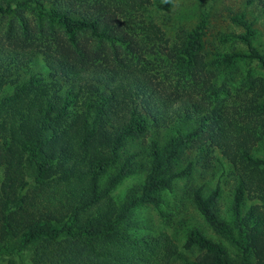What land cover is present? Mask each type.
<instances>
[{"label": "trees", "instance_id": "16d2710c", "mask_svg": "<svg viewBox=\"0 0 264 264\" xmlns=\"http://www.w3.org/2000/svg\"><path fill=\"white\" fill-rule=\"evenodd\" d=\"M64 1L0 0V262L31 249L33 264H264V50L244 13L232 17L243 31L220 40L245 51L206 62L203 29L167 46L150 0ZM238 61L262 76L249 67L233 93L217 71ZM214 149L232 179L227 216L218 182L192 188L191 200L236 258L197 227L181 245L192 259L166 234L153 243L126 233L136 209L159 208ZM140 170L141 183L115 198Z\"/></svg>", "mask_w": 264, "mask_h": 264}, {"label": "rangeland", "instance_id": "374dc122", "mask_svg": "<svg viewBox=\"0 0 264 264\" xmlns=\"http://www.w3.org/2000/svg\"><path fill=\"white\" fill-rule=\"evenodd\" d=\"M7 1L14 5L22 0ZM42 1L46 7L65 2L64 0ZM23 11L24 17L31 25L36 23L37 8L33 2H29ZM145 13L153 23L160 27L167 46L177 42L181 30L189 31L194 27H201L204 33L201 54L206 62L231 50L245 51L246 46L236 39L226 42L220 40L222 36L238 34L243 31V28L234 22L232 17L235 14L244 13L245 18L255 31L253 44L264 50V12L258 0H150ZM11 17L8 15L6 20ZM155 59L157 65L162 64L157 55ZM40 65H43L41 56L38 57L33 68L39 69ZM163 66L166 67L165 63ZM249 67L253 68V76H262V71L255 61H238L231 67L220 68L217 71L219 83L227 84L232 92L236 93L238 89L243 88ZM160 70L158 69V75L162 71ZM262 151L263 146L259 143L256 145V152L261 153ZM209 156L203 158L196 165L191 177L177 180L171 191L163 192V202L159 208L147 205L136 209L131 216L130 226L127 227L126 233L135 238L144 237L153 243L157 241L159 235L166 234L181 250L186 233L191 228L197 227L208 237L221 242L228 253L236 258L237 249L228 240L213 232L191 200L192 188L200 185L210 188L218 182L221 193L217 207L221 216H227L232 179L220 151L214 149L209 153ZM26 177L31 181L32 177L29 174ZM143 177L144 170L125 177L113 190V196L120 199L131 188H136ZM181 251L188 259H192L196 254V251ZM30 255L31 249H26L19 255L5 257L0 263L8 264L11 259L14 264H33ZM180 261V258H176L172 264H179Z\"/></svg>", "mask_w": 264, "mask_h": 264}]
</instances>
